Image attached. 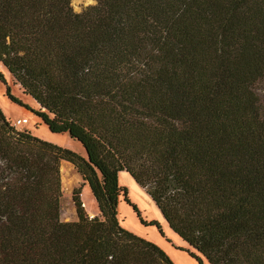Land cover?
<instances>
[{
	"label": "trees",
	"instance_id": "trees-1",
	"mask_svg": "<svg viewBox=\"0 0 264 264\" xmlns=\"http://www.w3.org/2000/svg\"><path fill=\"white\" fill-rule=\"evenodd\" d=\"M0 62L39 108L24 106L86 153L0 109V264H174L120 224L122 196L161 231L121 171L208 264H264V0H98L80 14L70 0H0ZM61 160L95 215L77 186L76 219L60 218Z\"/></svg>",
	"mask_w": 264,
	"mask_h": 264
},
{
	"label": "rangeland",
	"instance_id": "rangeland-1",
	"mask_svg": "<svg viewBox=\"0 0 264 264\" xmlns=\"http://www.w3.org/2000/svg\"><path fill=\"white\" fill-rule=\"evenodd\" d=\"M70 4L73 9L78 8L80 11L88 5H92L89 3V0H70ZM0 71L4 75L10 92L22 102V105L12 102L5 95V86L0 82V109L10 121H14L22 115L28 119L26 123L19 125L17 129L30 130L32 134L41 139L85 155L82 145L77 140L71 138L67 133L50 132L45 124L37 119V116L29 108L37 110L39 108L38 104H36L31 96L22 93L21 87L14 82V79L1 62ZM257 91H259L262 100H264V79L259 83V89ZM59 169L62 192L60 218L64 221L76 219V210L72 201V190L77 186L81 188L80 198L87 214L89 216L95 215L97 212L96 202L88 184L85 182L82 183V178L74 166L70 162L61 160ZM118 182L127 188V196L139 209L141 218L146 221H157L161 231L158 230L156 225L143 224L136 216L132 207L123 201L121 196L117 206V217L123 227L159 245L174 264H199L195 256L190 254V251L199 256L203 264H208L198 252L188 246L186 242L181 240L178 235L167 227L150 197L145 193L143 188L135 183L127 172H119Z\"/></svg>",
	"mask_w": 264,
	"mask_h": 264
},
{
	"label": "built area",
	"instance_id": "built-area-1",
	"mask_svg": "<svg viewBox=\"0 0 264 264\" xmlns=\"http://www.w3.org/2000/svg\"><path fill=\"white\" fill-rule=\"evenodd\" d=\"M28 121L27 117H20V118H16L14 121H12V125L15 128H18L19 125L24 124Z\"/></svg>",
	"mask_w": 264,
	"mask_h": 264
},
{
	"label": "clouds",
	"instance_id": "clouds-1",
	"mask_svg": "<svg viewBox=\"0 0 264 264\" xmlns=\"http://www.w3.org/2000/svg\"><path fill=\"white\" fill-rule=\"evenodd\" d=\"M89 3L96 6L98 3V0H89ZM73 11L75 14H80V10L78 8H74Z\"/></svg>",
	"mask_w": 264,
	"mask_h": 264
},
{
	"label": "crops",
	"instance_id": "crops-1",
	"mask_svg": "<svg viewBox=\"0 0 264 264\" xmlns=\"http://www.w3.org/2000/svg\"><path fill=\"white\" fill-rule=\"evenodd\" d=\"M20 117H24V115L20 116ZM20 117H17V118H20ZM172 231V230H171ZM182 240V239H181Z\"/></svg>",
	"mask_w": 264,
	"mask_h": 264
},
{
	"label": "water",
	"instance_id": "water-1",
	"mask_svg": "<svg viewBox=\"0 0 264 264\" xmlns=\"http://www.w3.org/2000/svg\"><path fill=\"white\" fill-rule=\"evenodd\" d=\"M85 155H86V153H85Z\"/></svg>",
	"mask_w": 264,
	"mask_h": 264
}]
</instances>
